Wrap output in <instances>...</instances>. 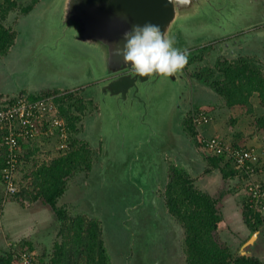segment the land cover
I'll return each mask as SVG.
<instances>
[{"label":"water","instance_id":"obj_1","mask_svg":"<svg viewBox=\"0 0 264 264\" xmlns=\"http://www.w3.org/2000/svg\"><path fill=\"white\" fill-rule=\"evenodd\" d=\"M39 8L42 10L39 19L45 9L51 10L52 14L54 26L51 42L47 43L49 49L76 57L90 70L84 77L68 82L64 78V88L85 87L82 94L92 97L99 105L100 112L87 123L82 138L97 146L99 133L104 129L105 155L116 159H119L118 155H129V160L141 148L135 146L136 149L126 153L128 135L146 136L141 143L146 150L141 156L134 155L133 159L138 163L137 175L131 183H126L136 194L142 195L135 204L129 205L126 216L130 221L132 212L146 210L144 217L138 215V224L134 220L142 238L140 254L144 255V259L150 257L153 261L158 254L171 253L175 250L171 246L177 237L176 225L160 195V188L167 182V157L174 158L190 172H202L204 162L197 156V149L186 137L181 123L191 110L192 100L197 103L201 95L209 98L215 95L212 98L215 102L220 94L206 82L196 78L189 80L182 69L171 75L152 73L137 76L116 50L123 48L125 33L135 25L151 23L159 25L163 34L173 42V47L180 51L217 41L213 50L215 58L225 56L234 59L247 55L257 56L264 62V0H42ZM10 56L11 51L5 59ZM16 60L19 62L10 71L1 72L3 81L14 77L16 82L6 85L4 88L7 90L3 88L10 95L29 88H17V81L31 66L23 65L19 56ZM6 67L5 62H1L0 68L4 70ZM35 67L38 71L45 68L38 61ZM87 83L95 85L87 87ZM175 83L184 89L177 94L179 119L164 126L156 124L153 118L149 122V105L158 102V94L165 92L166 85L172 88ZM107 205L112 207L110 202ZM87 211L92 214L94 208ZM108 214L109 221L115 219L110 209ZM103 231L112 237V245L114 239L120 237L119 233L112 235L109 230L106 231L104 226ZM259 237L260 232H255L239 254L254 255L247 249L253 250ZM129 241L128 237H122L120 243L125 246L121 250L131 248ZM157 261L158 258L155 264Z\"/></svg>","mask_w":264,"mask_h":264},{"label":"rangeland","instance_id":"obj_2","mask_svg":"<svg viewBox=\"0 0 264 264\" xmlns=\"http://www.w3.org/2000/svg\"><path fill=\"white\" fill-rule=\"evenodd\" d=\"M41 1L42 0L35 5L33 12L27 14L20 12L18 6L14 11L10 12L6 20V24L8 26L12 25L14 27L17 32V36L15 43L10 50L11 56L6 59V55L0 57V66L1 62H5L7 65L4 70H2L3 68H0V93L4 94V97L0 98V103L4 101L5 97L10 96L9 93H6L5 90L7 89L4 87L6 85L10 86L16 83L14 77H11L10 80L7 77L6 81H3L1 72L10 71L13 65L19 62L16 60L18 56L19 60L22 59L21 62L23 65H29L28 67L31 66L29 70L19 78L20 80L17 81V88L20 89L29 87L28 90L22 92L42 94L56 89L66 92L69 89L64 88V85L66 84L64 82V78L68 82L70 79L84 77L87 71H90L89 68L80 63L76 57L73 58L72 55H67L63 51H51L49 49L47 43L51 42V31L53 30L54 23H52L53 19L51 18V10L48 9L43 10L44 14L39 19V15L42 12L39 8ZM3 2L4 0H0V3ZM17 2L21 6L30 4L32 0H17ZM186 39L188 41L189 38ZM217 43V41H208L185 50H195L206 44ZM220 57L227 58L225 56ZM250 57L258 58L257 56ZM37 61L38 63L41 62L44 64L45 68L42 71H38L36 69L35 66ZM259 62L264 68V62L262 60L260 61V59ZM182 70L185 72L187 78L192 80V77L188 75L189 71L184 68ZM193 78L197 79V77ZM91 85H95V83H89L87 87ZM3 88L5 90H3ZM84 88L81 87L70 90L78 91L80 93L79 96L83 98L87 105L85 113L73 107L75 114L82 116V121L77 122V130L74 131V135L76 136L75 138L77 140L79 138L87 141L82 138V134L87 127V123L93 116L96 115V113L100 112V109L98 105V107L95 106L96 108L94 110L87 113V110L91 109L93 106L90 105V102L95 101L92 97H85L82 94ZM178 91H184V89L182 90L179 87L178 83L173 84L172 88H169V86L166 85L165 92L158 94V102L149 105V122H151L153 118L156 124L164 126L168 125V122L174 123L176 119H179V111L176 109V104L179 102L177 95ZM18 93H14L12 95H18ZM53 95L57 96L55 94ZM212 98H215V95H211V98L201 95L198 98L199 102L194 103L193 100L191 101L192 106L190 112L194 110H205L212 117L211 122L208 123V125L205 124V126H201L198 129V140H201L202 137L210 136L223 138L224 141H228L229 144L232 145L234 143V139L242 145L253 146L251 144H254L259 152L260 162H262V156H264V132L256 129L255 121L264 112V108L259 103L258 94L253 95L251 98L254 107L253 113H249L246 108L228 107L221 95L220 97H216L218 100L215 102H213ZM56 106L59 105L57 104ZM59 112L60 110H55V114H59ZM181 128H183L186 137L193 142L189 134L184 129V123H181ZM99 134L100 138L98 140V145L92 146L90 144L92 148L97 149V153L92 154L93 158L90 172H82L78 174L76 178L73 177L71 179L70 186L64 197L60 200L59 205L62 206V203H64L67 206L68 212L73 216H75L78 212L85 214L89 218L98 219L104 226V229H106V231L109 230L112 235L119 233L120 237L118 239L115 238L114 245H112V237H108L103 231V237L113 264H155L157 258V264H185V254L183 251L184 229L175 221L173 217L172 218L174 219V223L176 225L175 230L177 232V237L175 239V243L171 247L175 250L172 251L173 253L171 252L167 255L158 254L152 261L150 257L148 259H144V255L140 254L143 249V243L141 244L142 238L138 229L135 227V225L138 224V215L140 214V217H144L146 210L143 208L141 213L137 211L132 212V218H130V221H128L129 218L126 216V211L128 210L129 205L135 204L142 195V193L139 195L136 194L130 185H127L126 183L128 181L131 183V179L133 180V177H135L134 175H137L138 163L134 162L133 159H135L134 155L141 156L143 151L146 150L145 146H141V143L145 141L144 137L146 136L140 135L139 137H134V135H128V138L126 139L125 152L128 153L133 150L135 146L136 148H141V150L136 153L134 152L130 157L131 159L128 160L127 158L129 155L121 157V155L117 154L119 159L113 158L114 156L110 158L108 155H105L103 151V134H105V130L102 129ZM32 140H34V142L29 140V144L31 148L35 150V153L32 156L31 161H25L24 165H21L20 179L24 176L25 171L30 172L35 168V160H37V163L42 164L43 162H50L60 155V144H62L63 140L59 139L56 132H53V134L44 133L36 135V137ZM198 147L199 148L195 146L197 149V156H200V159L204 162V167L200 174L198 173L199 171L194 173L188 170L194 176L202 175L208 167V163L203 156L214 153L211 150L205 149L201 145ZM170 159L177 165L182 166L178 164L174 158L168 156V169ZM22 169H25V171L22 172ZM262 171L263 170L261 168L257 169V174H255L252 178L254 180H258L259 182H263L264 174H262ZM212 179L213 182H211V184L206 183L208 185L206 190L213 196L218 197L221 189H226L227 191L229 190L232 192V194H227L219 202L220 206H222L224 214V221L220 224L219 232L222 240L227 242L235 253H239L244 244L255 233H251V230L244 222V226L241 224L243 221V202L245 200V196H248V192L243 188V182L239 177L224 180L221 174L217 173V175ZM24 186V182L22 185L20 184L21 193L17 195V198L15 199L18 201V204H16L15 207H12L13 212L11 215L15 220L7 223H1L0 221V249L14 253L18 251V249H20L26 241H31L35 248V251L32 252V254L36 253V256L42 258L45 264H50L56 250L55 244H62L65 240V236L61 232L63 225L61 222L56 220L55 216L50 212L47 206L41 202H31L28 200V194L23 191ZM164 188L165 186L160 188L161 196V191ZM22 191L24 194H22ZM7 196L8 198L14 197L10 195ZM107 202H110L112 207L108 208ZM164 206L166 211H168L165 205V200ZM93 208L94 212L92 214L87 211V209L92 210ZM253 208L260 210L257 207ZM109 209L111 214L115 217V219L111 218L110 221L108 214ZM260 212L264 215L262 210H260ZM10 217L11 216L9 215V218ZM135 219L136 224H134ZM130 222H132V224H129ZM27 226H30V230L26 228ZM121 229H123V231H120ZM259 232L260 237L257 242H255V247H253V250H247L254 253L255 256L264 259V232ZM122 237L123 239L128 237L130 240V243L128 244H131V248L128 247L125 251L121 250V247L125 246L120 243ZM138 254L140 255L137 256ZM16 264H21V262H17Z\"/></svg>","mask_w":264,"mask_h":264},{"label":"trees","instance_id":"obj_3","mask_svg":"<svg viewBox=\"0 0 264 264\" xmlns=\"http://www.w3.org/2000/svg\"><path fill=\"white\" fill-rule=\"evenodd\" d=\"M39 1L32 0L30 4L21 6L17 0H4L3 3H0V57L10 52L17 36L14 27L6 24L10 12L19 6L20 12L27 14ZM258 61V58L250 56L231 59L222 63L221 76L217 80L207 82L223 97L228 107L246 108L249 113H253L254 107L251 100L253 95L258 94L259 103L264 108V68ZM62 91L56 89L45 93L41 92L42 94L24 92L33 99L57 95L56 103L59 105V114L66 126L67 138H61L58 134L59 139L63 140L62 145L65 143V146L60 148V155L50 162L42 164L35 160V168L30 172L22 169L25 174L21 179V165H24L25 161H31L35 150L29 144L34 140L31 139L28 142L20 140V156L15 171L18 191L13 194L12 198L16 199L17 195L21 193L20 184L22 185L24 182L23 191L28 194V200L41 202L47 206L56 220L62 223L61 232L64 234L65 240L62 244H55L56 250L50 264H113L103 237L101 222L98 219L89 218L83 213L77 212L73 216L68 212L64 203L62 206L59 205L70 186L71 179L76 178L82 172H90L92 154L97 153L96 148H92L87 141L79 138L77 140L74 135V131L77 130V122L82 121V116L76 115L73 107L85 113L86 103L79 96L78 91ZM2 97L4 94H0V98ZM16 97V95L5 97L4 101L0 103V109L3 105L14 101ZM91 103L98 107L97 103L93 101ZM193 112L195 110L189 112L184 120V129L197 148L200 145L205 148V140L211 137L205 136L198 140V129L205 124L195 125L191 119ZM255 123L256 129L264 132V112L256 119ZM8 133L9 128L7 127L0 130V142ZM233 145L240 148L249 147V145L240 144L235 139ZM253 146L255 147V145ZM6 155L7 148L0 146V182L4 180L3 169L6 165ZM203 157L208 163V167L199 176H194L186 168L177 165L170 159L167 183L161 191L168 212L184 229L185 264H264V259L258 256L235 253L220 236L219 227L224 221V214L219 202L232 192L221 189L220 195L215 197L206 190L208 186L206 183L211 184L212 178L217 173H220L224 180L239 177L243 182L244 189L247 185V176L235 166L233 160L224 155L212 153ZM260 168H262V164L259 159L257 169ZM23 191L22 194H24ZM1 202L0 199V211L3 208V202ZM242 215L243 222L251 230V233L264 232V215L260 210L251 207L248 196H245L243 202ZM34 251L35 248L31 241H26L18 251L14 252L15 254L0 249V264L20 262L23 252L33 255L37 264H45L42 258L36 256V253L32 254Z\"/></svg>","mask_w":264,"mask_h":264},{"label":"built area","instance_id":"obj_4","mask_svg":"<svg viewBox=\"0 0 264 264\" xmlns=\"http://www.w3.org/2000/svg\"><path fill=\"white\" fill-rule=\"evenodd\" d=\"M55 102L54 95L33 99L22 92L14 101L3 105L0 109V130L9 128V133L0 142L1 147L7 148L3 179L8 192L12 195L18 191L15 171L20 156V140L28 142L36 135L53 134V132L59 134L61 138H67L64 120L59 114H55L56 109L59 111V106H56ZM191 119L195 125L200 126L210 123L212 117L205 110H197L191 114ZM62 146H65V143L60 144V148ZM205 149L233 160L235 166L247 176L246 191L251 207H257L264 212V184L252 178L257 174L260 159L257 148L254 146L240 148L229 144L223 138L211 137L205 140ZM20 262L21 264H37L36 258L28 252L21 254Z\"/></svg>","mask_w":264,"mask_h":264},{"label":"clouds","instance_id":"obj_5","mask_svg":"<svg viewBox=\"0 0 264 264\" xmlns=\"http://www.w3.org/2000/svg\"><path fill=\"white\" fill-rule=\"evenodd\" d=\"M122 55L137 76L144 77L152 73L171 75L183 69L187 63V50L173 47L159 25H135L125 33L123 48L116 50Z\"/></svg>","mask_w":264,"mask_h":264},{"label":"flooded vegetation","instance_id":"obj_6","mask_svg":"<svg viewBox=\"0 0 264 264\" xmlns=\"http://www.w3.org/2000/svg\"><path fill=\"white\" fill-rule=\"evenodd\" d=\"M215 47L216 44H206L195 50L187 51V63L183 68L189 71L188 75L190 77H197V79L204 82H210V80L213 82L221 76L220 68L222 63H226L231 59L220 56L218 58L213 57ZM90 105H92L91 102ZM95 108V106H92L91 109L87 110V113Z\"/></svg>","mask_w":264,"mask_h":264},{"label":"crops","instance_id":"obj_7","mask_svg":"<svg viewBox=\"0 0 264 264\" xmlns=\"http://www.w3.org/2000/svg\"><path fill=\"white\" fill-rule=\"evenodd\" d=\"M0 94H2V93H0ZM216 129H217V127H216ZM251 145H254V144H251ZM261 164H262V168L261 169L263 170L262 174H264V156H262ZM7 195L13 196L11 193L8 192L7 186H6V182L3 180L2 182H0V199H1V201L3 200V202H4L3 203V208H2L1 213H0V221H1V223L2 222L7 223L9 221L15 220L14 218H12V215H11L12 212H13V210H12L13 208L12 207H15L16 204H18V201L15 200V198H8ZM9 215L11 216L10 218H9ZM38 220H36V221H38ZM241 224L244 226L243 221H242ZM26 228H28L30 230V226H27ZM11 233H12V231H11ZM0 242H1V238H0Z\"/></svg>","mask_w":264,"mask_h":264}]
</instances>
